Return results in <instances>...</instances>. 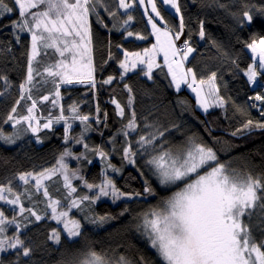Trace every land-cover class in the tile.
Returning a JSON list of instances; mask_svg holds the SVG:
<instances>
[{"label": "trees", "instance_id": "16d2710c", "mask_svg": "<svg viewBox=\"0 0 264 264\" xmlns=\"http://www.w3.org/2000/svg\"><path fill=\"white\" fill-rule=\"evenodd\" d=\"M4 2L13 11L0 13V186L11 187L25 199L26 194L21 191H28L30 186L26 184L21 188L19 176L38 174L54 166L65 149L66 131L63 126L42 130L37 134L38 139L32 136L15 145L6 144L2 139L12 132L8 116L16 111L23 113L22 109L31 103L27 95L21 99L20 87L25 83L31 60V37L27 31L20 32L12 26L20 19L18 10L12 0ZM101 2L104 6L101 4L89 14L94 79L100 86H63L60 97L64 113L72 105L77 108L76 116H96L98 111L100 125L93 127L90 144L95 149L107 150L109 140L117 143L116 155L110 156V165L119 173L114 174L112 180L125 194L124 198L128 197L130 201L124 198L117 202L102 198L98 202H93V199L83 201L78 208L71 210V216L81 223L80 236L71 239L62 234L50 216L43 221H30L23 225L25 229L19 235L32 249L30 255L25 257L18 254L21 250L15 249L0 254V264H80L90 252H96L112 264L121 256L131 264H164L144 235L141 237L138 227L145 215L172 196L173 187L166 188L155 182L153 176L137 163L133 167L126 161L118 134L133 111L138 125L135 131H131L134 133L129 139L133 148L140 146L137 141L141 135L148 136L158 128L164 131V136L150 145L156 149L150 151L151 154H159L161 142L164 150L170 149L174 154L195 142L211 147L227 169L264 182V128L257 127L258 123L264 124V101L253 99L256 95L264 96V69L259 68L258 60L246 46L252 38L264 37V15L259 11L264 8V0H178L185 40L194 49L186 66L199 82L213 81L217 100L223 101L222 106L219 104L206 112L197 107V98L186 88L175 90L164 65L151 73V79L144 77L142 71L124 74L120 68V62L124 60L123 51L148 49L155 44L154 37L140 8L123 14L118 0ZM157 4L163 20L173 28H179V18L159 1ZM246 10L253 16L251 23L243 16ZM129 16L131 20H128ZM201 25L203 38L200 36ZM129 32L133 35L129 36ZM138 36L144 39L137 41L135 38ZM40 50L39 59L31 62L38 72L52 62L50 50L42 47ZM253 64H256L258 73L255 84L250 83L246 75ZM213 73L215 80H211ZM109 77H113L112 82L103 83ZM35 81L37 87L31 90L30 95L45 116L49 108L43 106L41 98L48 94L52 99L51 81L45 84L38 79ZM126 85L132 88L131 94ZM130 95L134 97L131 107L128 106ZM113 101L125 109L123 117L118 115ZM14 107L15 112L12 111ZM249 120L252 124L245 127ZM146 125H154L155 128ZM148 158L146 155L138 156V161ZM102 170L98 163L86 165L84 180L89 184H99ZM146 183L154 194L145 191ZM74 187L76 192L69 196L64 180L59 176L49 183L48 192L60 201L61 207L73 199L89 196L88 189L80 181H75ZM33 198L39 201L38 210H46L40 206V194ZM101 217L106 219L101 221ZM243 220L257 243L264 241V218L253 215L251 219L245 216ZM53 229L60 232L59 244L49 239Z\"/></svg>", "mask_w": 264, "mask_h": 264}, {"label": "snow or ice", "instance_id": "6c2138e0", "mask_svg": "<svg viewBox=\"0 0 264 264\" xmlns=\"http://www.w3.org/2000/svg\"><path fill=\"white\" fill-rule=\"evenodd\" d=\"M101 0H12L13 5L18 10L20 19L12 26L20 32L31 33V60H35L38 52V43L45 49H54L59 54L60 59L55 64H50L44 69L47 76L53 79L52 83L56 85L55 96L59 97L60 84H90L95 87L94 71L92 63V38L89 26V12L95 10L96 4ZM162 4L170 5L179 13L180 8L178 0H161ZM140 4L144 0H139ZM151 4V10L159 21L153 17H149V23L152 27V34L156 37V44L151 49H145L144 53L140 52H124V60L120 62V68L124 70V74L136 68L137 64H145L147 70L145 75L151 78L153 67H159L156 63V56L160 53L164 56V64L167 65L172 80L175 82L177 90L181 83H186L190 88L196 83L195 74L191 69L187 72L183 70V64L174 61L171 58L182 53V59L186 60L188 55L194 51L187 42L182 48L177 49L175 40L180 39L184 28L183 17H180L179 28L181 31L173 34L172 30L165 26L163 29L158 27V22H163V17L157 10L155 0H148ZM43 5V10L33 12L32 9H39ZM118 6L127 10L131 5L127 0H119ZM13 8L9 7L4 0H0V13H12ZM260 13L264 15V8ZM115 15V13H112ZM98 16V14H97ZM243 16L248 23H251L253 16L249 11H244ZM132 17L129 16L128 20ZM127 23V21L125 22ZM129 36L133 35L131 32ZM200 36L203 38L204 31L201 25ZM19 40V36L16 37ZM144 39L143 36H138ZM247 48L252 52L253 57L258 60L260 69H264V37L259 39L252 38L247 43ZM66 53L68 55H66ZM147 57V61H145ZM131 58V59H129ZM31 60L27 69V77L24 84L20 87L23 91L29 92L28 85L33 80L34 69ZM173 63H176L179 71L173 69ZM38 72V75H44ZM191 74V83L188 82V76ZM250 83L255 84L257 78L256 64L250 66L246 73ZM123 79V76H121ZM113 77L104 80L103 83L109 84ZM211 80H215L213 73ZM200 84L205 81L201 80ZM127 87V85H126ZM214 87V86H213ZM196 92L200 100V107L207 111L208 100L201 96L200 90L192 88ZM127 91L131 94L132 88L127 87ZM211 91V90H210ZM31 99V96L28 97ZM23 99V96L21 97ZM48 96H44L43 100L47 101ZM254 100L264 101V96L256 95ZM134 102V97L129 96L128 106ZM222 106L223 101L217 100ZM55 104L56 101H53ZM116 109L118 115L124 116L125 109L116 101ZM36 106V101L28 108L30 115L16 119L15 123L21 121L28 122V127L35 133L40 127L39 121H36L37 127H33L31 121L36 118L31 115ZM255 107V105H253ZM73 113L77 112L75 105L70 106ZM16 111L15 107L12 109ZM63 112V109H61ZM73 119L77 118L75 115ZM12 115L8 116V120H13ZM63 119V115L57 117V122ZM81 122L89 119L88 116H79ZM52 121L49 120L43 124V128L51 127ZM252 124L249 120L245 127ZM153 127L154 125H146ZM71 128V125H68ZM138 125L136 123V113H131V118L124 125L122 134L126 137L129 131H135ZM257 127L264 128V124H257ZM87 130V128H86ZM236 133H233L235 135ZM2 135V134H0ZM164 136V131L155 128L148 136L141 135L137 143L141 148L154 145L156 140ZM10 140L9 137H4ZM77 143H82L77 140ZM87 149L88 145H84ZM154 151L156 149H153ZM104 158L106 153L99 149H95ZM71 153L65 152L59 159V167L47 169L38 175L26 173L19 176V179L25 184L29 182V177L36 181L35 187L39 191L42 185V179H51L53 175L59 172L63 176L64 187L69 189L68 195L76 192L71 184V178L68 175L67 165L64 163V157ZM124 155L128 158L129 163H134V155L130 147L124 149ZM79 159V157H77ZM87 159V157H85ZM148 164L154 166L160 183L163 185H175L184 181V185L176 191L170 198L163 202V206L159 209H153L144 217L145 235L148 237L151 248L155 249L164 264H264V241L257 243L249 231L248 224L243 220L245 216L249 219L253 215L264 218V182L260 178H253L251 175H239L226 168L224 163L219 162L216 152L211 147L193 142L190 147L183 149L177 153H173L170 149H163V142L160 145L158 155L152 156L147 161ZM111 167V165H109ZM201 169H207L201 173ZM114 171L118 169L113 168ZM72 177L83 179L72 173ZM195 177L194 179H189ZM85 187L98 189L95 198L89 196H81L79 199H73L69 206L79 207L83 201L93 199L98 200L101 196L109 195V190L114 198H119L125 194L119 192L110 179H106L100 185L89 184L85 181ZM8 192L14 196L8 199L4 193ZM145 191L154 194L152 188L147 185ZM43 195L49 197L47 188H43ZM138 196L139 193H136ZM0 201H4L10 205H19V212L23 214L25 209L20 205V196L12 192L11 187L0 186ZM59 200L48 199L47 207L51 209V219L58 224H62L64 232L68 238L80 236V222L69 218V211H57ZM255 210V211H254ZM31 216L36 221L43 217L37 215L36 212L28 209ZM150 217V218H149ZM105 217H101L103 221ZM14 224L17 228L15 217L9 220L2 211H0V253L9 250L19 249L18 254L25 257L29 256L32 249L25 245L20 239L19 233L9 238L4 235L5 226ZM49 239L56 244L60 243V232L53 229L49 235ZM143 258H141L142 260ZM80 264H110L105 258L96 252H90L88 257L80 262ZM115 264H131L125 257L121 256Z\"/></svg>", "mask_w": 264, "mask_h": 264}, {"label": "rangeland", "instance_id": "374dc122", "mask_svg": "<svg viewBox=\"0 0 264 264\" xmlns=\"http://www.w3.org/2000/svg\"><path fill=\"white\" fill-rule=\"evenodd\" d=\"M145 1L146 0H144V2ZM118 3H119V0H118ZM127 3H129L131 5V7H129L127 10H125L123 8H120V11L123 14H129V12H133L137 8H140L143 11L142 7L139 4V0H127ZM101 4L104 6V3L100 2V3L96 4L95 8H97ZM163 7L166 8V9H169V11L172 10L175 14H178L176 16L179 18V24H180V17L182 16L181 13H180V11H179V13H177L176 10L173 9L170 5L163 4ZM42 8L44 9V6L43 5L40 6V9H32V11L35 12V11H38V10H42ZM89 14H90V12H89ZM144 15H145V13H144ZM145 18H146V16H145ZM88 20H89V17H88ZM146 20H147V18H146ZM130 23L131 22H129V24ZM147 24H148V21H147ZM160 24L163 27L167 26L168 28H170L172 30L173 34L175 32L181 31L180 28L175 29L172 26H170L165 19L163 20V22H160ZM148 26H149V24H148ZM184 32H185V29L183 28L182 34L180 35V39L179 40H175V45H176L177 49H179V44L182 43L185 40ZM29 35L31 37V33H29ZM153 37H154V42L156 44V37H155V35H153ZM135 39L137 41H140L141 40V39H139L137 37ZM189 45H190V42H189ZM37 47H38V52H40L41 51L40 48L42 47V45L40 43H38V46ZM151 48L152 47H150L148 49H151ZM49 50H50V52H49L50 59L52 61L50 64H55L57 62V60L60 59L59 54L56 53L54 49H49ZM31 51H32V49H31ZM124 52L125 51H123V55H124ZM135 52H140L141 54H143L144 53V50H142V51H135ZM129 53H133V52H129ZM193 53H194V51L191 52L188 55V57H187L186 60H183L182 59V56H183L182 53H179L176 57L171 58V59L172 60L175 59L174 61L181 62L183 64V69L186 70V69H189V68H187L186 63L189 61V59L191 58V56L193 55ZM66 55H68V54L66 53ZM39 57H40V53L36 56L35 60H38ZM129 59H131V58H129ZM160 59H161L162 63H161ZM35 60H31V62H33ZM145 61H147V57H145ZM156 63L158 65H160V66L159 67H153L151 73H153L154 70L156 71L157 69H159L160 67H162V65L164 63V56H163L162 53H160V54H158L156 56ZM44 69H45V67L43 69H40L39 72L42 73V71ZM146 70H147L146 63L145 64H139L138 63L137 66H136V68L133 69V70H131V71H129L128 73L129 74H132V73H135V72H138V71H142L144 77H146L147 79H151V78H149V76L145 75V71ZM185 72H187V70ZM37 73H38V70L37 71L34 70V72H33V80L28 85L30 91L29 92H25V91H23L21 89L22 96L23 95H27L29 97L31 90H33V89H35L37 87V85L35 84L36 83L35 79H38L39 82H43L44 84L46 82H48V81H51V88H52L51 89L52 90L51 91V95H52L51 97H52V99H48L47 101H45V100H43V97L41 98V102L44 103L43 106L46 107V108H49V112H48L47 115L43 116L44 114H43L41 108L38 106L39 104H37V102H36V106L33 109V112L31 113V115L34 116L36 119L33 120V121H31V123H32L33 127H37L36 121L38 120L40 127L38 128V131L35 132V133L32 131L31 128L28 127V122L21 121V123L16 124L15 123V120L16 119H20V118H22L24 116L30 115L29 112H28V108L32 105V102L34 101L33 98H32V96L30 95L31 96V99H30L31 103H30V105H28V106H26V107H24L22 109L24 112L23 113H20L19 111H16V113H13L12 114V116L14 117V119L11 120L12 132H11V134L4 136V137H9L10 140H6L3 137L2 139L4 140V143L9 144V145H15V144H18L19 142H21L20 140L26 139V138H30L32 136L35 137L36 139H38L37 134L40 131H42V130H50L53 127L63 126L65 128V131H66V139H65V149H64V151H63V153L61 155H63L65 152L71 153L70 155H67V156L64 157V163L67 165L68 175L71 178V184H72V186L74 187V182L75 181H80L81 182V185L84 188L88 189L87 187H85V180H84V176L86 174V165L87 166H91L94 163H98V164L102 165L103 170L101 172V175H102L101 182L99 184H97V185H100V184L104 183V181L106 179H110L113 182V184L115 185V187H116V184H115L114 180H112V177H113L114 174H118L119 173V170L118 171H114L112 169V167H109V165H110V158H111L110 156L116 155V149L118 148L117 143L114 142V141H112V140H109L107 142V150H105V149H99V150L103 151L104 153H106V156L104 158H101V156L99 155V153L97 151H95V148H93L91 146V144H90L91 135L94 133L93 132V127H96L97 125H100V121H99V117H98V111H97V115L96 116H91V115L88 116L89 119L87 121H85V122H81V120L79 119V116H81V115L78 114V116H76V114L73 113L70 110V108L67 110L66 113L61 112V109H62V98L60 96L59 97H56L55 96V92H56L57 89H53L54 87H56V85L52 83L53 79H57V78L47 76V73H45V76L38 75ZM169 74H170V78L172 80V75H171V73H169ZM93 75H94V73H93ZM57 82H58V79H57ZM188 82L191 83V74H189V76H188ZM172 84H173V87L175 88L176 91H180V90L186 88L193 96H194V94H196V92H194L192 90V88L199 89L201 94L202 93H205V91L207 89V92H208L209 97H210L211 101L213 102V104H215V105L218 104V102H217V96H216V87H215V83L213 81H211L209 83H205V85H204V84H200L199 81L196 79V83L192 85V88H190L188 86V84H186V83H181L179 90H177L176 85H175V82L173 80H172ZM63 86H85V87H88V86H91V85L90 84H87V83H85V84H76V83H74V84H71V85L60 84V86H59V92H60V89ZM98 86H100V85L96 81L95 88H98ZM45 96H48L50 98V95H48V94H46ZM196 96H197V94H196ZM53 101H56V103L54 104ZM114 105H116V104L114 103ZM198 106H199L200 110H202V112H205L204 109L202 107H200V100H199V98H198ZM207 111H208V105H207ZM117 113H118V110H117ZM61 115H63V119H60L57 122V117H60ZM74 115L77 118L73 119L72 117ZM49 120L52 121L51 127H49V128H43L42 127L43 124L47 123ZM69 124L71 125V128L68 127ZM86 128H87V130H86ZM74 130H76V131L74 132ZM133 133L131 131H129V134L126 137L122 134V131H120L119 134H118V137H119L120 141L123 144L122 146H124L123 147V150L126 147H130L131 148V151L133 153H135V155L133 157L134 163H129L128 158L125 157L124 151H123V155H124L126 161L131 166H133V167L137 163V166H139L142 170H146L149 175L153 176V178L155 179V182L159 183L160 180L158 178V174L156 173V170H155L154 166H152V165H150V164L147 163V161L149 159H151L152 156H155L156 154H153V153L151 154V152H153V149L150 148V145L149 146H146L145 148H141L140 146H138V148H136V149L133 148L131 146V144H129V139L131 138V136H132ZM77 140H81L82 143H77ZM85 144L88 145V148L87 149L84 147ZM61 155L56 160L54 166H52V167H50L48 169L58 168L59 167L58 162H59V159H60ZM145 155L147 157H149V158L146 159L145 161L143 159H141L140 162H139L138 161V156H142L143 157ZM77 157H79V159H77ZM85 157H87V159H85ZM124 157H123V159H124ZM206 170L207 169H201L200 171H201V173H203ZM72 173H76L77 176H80L83 179H76V178L72 177ZM38 174H33V175H38ZM59 176L63 179V176L59 172H57L55 175H53L51 177V179H42V185H43V187L39 191H37V189L35 187L36 181L33 180L31 177H29V182L27 183V185L30 186L29 187V190L28 191H25V190L22 189V191H21L22 194H24V195L26 194V198L25 199H23L17 192H14L12 190L13 193H15L16 195H19L20 196V205H22L24 207V209H25V211H24L23 214H20V212H19V205H10V204H8V203H6L4 201H0V206H1L2 209H4V210L1 209L0 211H2L4 213V215L9 220H11V219H13V217H15L16 224H19L20 225L19 228H17L14 224L6 225L5 226L6 231L4 233L5 236L11 238L14 235H16L17 233H19V235H20L24 231V229H25L23 227V225H28L30 221L35 220V217L34 216H31V214L29 213V211H27L28 209H31L32 211L36 212L37 215H41L43 217L39 221H43L44 219H47L48 216H50V218H51V215H50L51 209L47 207L48 199L49 198H51L53 200H56V199L53 198V197H51L50 195H49V197H45L43 195V188L46 187L47 188V191H48V185H49V183L53 179H56L57 177L59 178ZM194 178L195 177H190L189 179H194ZM184 183H185L184 181H181V182H178L175 185H164V186H166V188L167 187L168 188L173 187V191H172L173 192L172 195H173L176 191H178L180 188L183 187ZM25 185L26 184L23 181L20 180V186H21V188H24ZM175 188H177V189H175ZM65 189L69 192V189L68 188H65ZM116 189H117V187H116ZM88 192H89V197L94 199L95 196L98 193V189L94 187L91 190L88 189ZM74 193H72L71 196L74 195ZM38 194H40V196H41V199L39 198L41 200L40 206L42 205V207H44V209H46V210H44L42 212H41V210H38V207H37V204L39 202L38 199H36L34 201V198H33L35 195H38ZM48 194H49V192H48ZM4 195L8 199H13L14 198V196L12 194L8 193L7 191L4 193ZM100 198L105 199V200H109V201L112 200L114 202H117L118 200L123 199L124 196H121L119 198H114L112 196V194H111V190H109V195H107V196H101ZM100 198L98 200H94V202H98L100 200ZM124 199L127 200L128 197H125ZM71 201L68 204H66V203L63 204L62 207L60 206L61 204H59L57 206V211H69V218L74 219L71 216V210L72 209L75 210L77 207H72V208L69 209V206L71 204ZM128 201H130V199H128ZM162 206H163V204L161 206H159V208H161ZM159 208H157V209H159ZM57 225L59 226L62 234L65 235V236H67L66 232H64V230H63L62 224H58L57 223ZM139 225L140 226L138 228L140 229L139 232L141 234V237L143 238V235H144V239H146L147 243L150 245L149 239L145 235L144 221L143 222H139ZM11 251H13V250H9L6 253L11 252ZM155 252H156V250H155ZM3 253H5V252H3ZM0 254H2V253H0ZM110 264H112V263H110Z\"/></svg>", "mask_w": 264, "mask_h": 264}, {"label": "crops", "instance_id": "0c3cea01", "mask_svg": "<svg viewBox=\"0 0 264 264\" xmlns=\"http://www.w3.org/2000/svg\"><path fill=\"white\" fill-rule=\"evenodd\" d=\"M157 1H159V0H157ZM157 1L155 0V3H156V6H157V10H158V4H157ZM161 4H162V2H161V0L159 1ZM140 4V3H139ZM163 5V4H162ZM140 6L142 7V9H143V12L145 13V16H146V18H147V21H148V24H149V27H150V30L152 31V27H151V24L149 23V17L151 16V17H153V18H156V20H159V18H157L156 16H155V13H153L152 12V10H151V4H149L148 3V0H146L143 4H140ZM167 10H169V9H167ZM170 12L173 14V15H178V14H175L172 10H170ZM157 26L158 27H161V29H163L164 27L160 24V22L157 24ZM249 51V50H248ZM251 52V51H250ZM251 54H252V52H251ZM175 60V59H174ZM163 65L167 68V70H168V67H167V65H165L164 63H163ZM173 69L175 70V71H179V69L177 68V65H176V63H174L173 65ZM184 70V69H183ZM184 71H186V70H184ZM205 85V84H204ZM206 88V87H205ZM194 96L197 98V100H198V97L196 96V94H194ZM201 96H203V97H205L207 100H208V110L210 109V108H214V107H217L218 105H219V103L218 104H213V102L211 101V99H210V97H209V94H208V92H207V89H206V91H205V93H202L201 94ZM197 107L199 108V106H198V104H197ZM200 109V108H199Z\"/></svg>", "mask_w": 264, "mask_h": 264}, {"label": "built area", "instance_id": "2783aa9c", "mask_svg": "<svg viewBox=\"0 0 264 264\" xmlns=\"http://www.w3.org/2000/svg\"><path fill=\"white\" fill-rule=\"evenodd\" d=\"M185 42H187L188 45H189V42H188V41H184L183 43L180 44L179 49L182 48V46L185 44ZM189 46H190V45H189ZM259 108H260V107H259Z\"/></svg>", "mask_w": 264, "mask_h": 264}, {"label": "clouds", "instance_id": "9594fccd", "mask_svg": "<svg viewBox=\"0 0 264 264\" xmlns=\"http://www.w3.org/2000/svg\"><path fill=\"white\" fill-rule=\"evenodd\" d=\"M184 41H187V40H184ZM184 41H183V42H184ZM183 42H182V43H183ZM180 44H181V43H180ZM180 44H179V46H180Z\"/></svg>", "mask_w": 264, "mask_h": 264}]
</instances>
